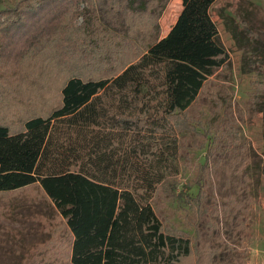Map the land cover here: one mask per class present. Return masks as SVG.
<instances>
[{"label": "trees", "instance_id": "trees-1", "mask_svg": "<svg viewBox=\"0 0 264 264\" xmlns=\"http://www.w3.org/2000/svg\"><path fill=\"white\" fill-rule=\"evenodd\" d=\"M214 1L180 0L162 38L167 0H14L0 9V194L35 190L60 223L27 262L183 264L196 254L189 233L163 229L151 201L174 200L184 146L204 153L186 197L194 226L211 225L200 217L218 201L210 237L240 241L251 198L237 129L212 118L204 126L189 111L203 100L216 118L224 102L211 81L228 60ZM254 86L255 108L264 82ZM223 243L208 247L213 264L230 249Z\"/></svg>", "mask_w": 264, "mask_h": 264}, {"label": "rangeland", "instance_id": "rangeland-1", "mask_svg": "<svg viewBox=\"0 0 264 264\" xmlns=\"http://www.w3.org/2000/svg\"><path fill=\"white\" fill-rule=\"evenodd\" d=\"M12 1L0 0V9ZM180 10V0H167L158 19L160 37L165 36ZM209 12L218 31V41L228 56L226 65L217 69L211 79L222 90L224 102L216 118H213L209 103L203 100L193 102L189 111L204 126L212 118L218 120L220 127L232 125L237 129V146L242 147L241 152H245L247 158L246 188L251 198L246 219L244 222L240 220L242 225L237 230L240 241L237 238L228 240L221 233L210 237L212 228L220 229L223 211L218 201L204 204L200 217L211 225L203 226L204 230L196 224L194 226L195 217L188 208L186 197H193L196 193L191 180L195 178V164L202 160L203 150L186 146L179 150L181 157L175 161V198L170 201L162 195H155L151 206L163 229L189 233L187 236L196 254L192 253L183 264H213L208 247L217 241L218 244L227 242L230 251L217 257L216 264H264V103L255 108L252 103V97L257 93L254 83L264 82V0H216ZM228 119L232 121L230 124L225 122ZM181 140L195 141V145L200 143V139L191 135H183ZM180 141L178 139L179 145ZM215 174L220 175L218 171ZM215 216L218 224L214 222ZM59 226V221L51 217L49 204L35 190L15 195L0 194V264H36L35 260L27 262L35 252V245L49 239L48 231L59 229ZM195 227L200 236H195ZM198 241L208 244L199 247L195 244Z\"/></svg>", "mask_w": 264, "mask_h": 264}, {"label": "crops", "instance_id": "crops-1", "mask_svg": "<svg viewBox=\"0 0 264 264\" xmlns=\"http://www.w3.org/2000/svg\"><path fill=\"white\" fill-rule=\"evenodd\" d=\"M172 25H173V24H172ZM168 31H169V30H168ZM168 31H167V32H168ZM166 34H167V33H166ZM166 34H165V35H166ZM163 37H164V36H163ZM161 38H162V37H161Z\"/></svg>", "mask_w": 264, "mask_h": 264}]
</instances>
